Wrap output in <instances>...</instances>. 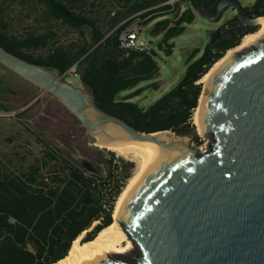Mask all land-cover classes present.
Wrapping results in <instances>:
<instances>
[{
    "label": "trees",
    "instance_id": "obj_1",
    "mask_svg": "<svg viewBox=\"0 0 264 264\" xmlns=\"http://www.w3.org/2000/svg\"><path fill=\"white\" fill-rule=\"evenodd\" d=\"M38 1L44 5L42 21L59 22L77 37L56 44L51 43L56 36L53 30L14 34L0 17V44L58 74L76 64L77 78L96 104L142 132L169 129L178 134L190 133L202 90L198 80L229 48L256 29L244 25L236 14L229 17L210 31L201 55L197 56L200 48L188 55L178 83L145 107L132 98L148 86L157 88L155 82L138 87L159 73L157 52L154 48L146 52L120 47L118 36L123 21L136 15L145 25L164 16L154 22L150 33L163 34L166 41L183 33L186 24L194 21L197 0H110L115 10L107 8L105 0H69L70 4L64 0ZM219 1L201 0L203 10L215 15ZM183 2L187 5L180 10ZM102 8L109 16L108 34L97 14ZM246 9L253 17L264 15V0H254ZM158 45L163 46L162 42ZM166 46L165 52L170 54L173 43ZM123 91L130 92L119 96ZM108 152V169L102 176L87 172L48 142L42 155L22 170L9 171L0 160V264H55L95 220L98 223L85 240L111 223L131 163L123 162L121 166L114 152Z\"/></svg>",
    "mask_w": 264,
    "mask_h": 264
},
{
    "label": "water",
    "instance_id": "obj_2",
    "mask_svg": "<svg viewBox=\"0 0 264 264\" xmlns=\"http://www.w3.org/2000/svg\"><path fill=\"white\" fill-rule=\"evenodd\" d=\"M227 7L258 28L261 15L251 16L240 0H220L215 15L197 0V12L213 22ZM0 64L51 94L90 134L153 142L162 151L120 214L133 252L86 264H264V37L225 63L206 87L200 121L209 140L205 151L169 129L139 131L100 108L84 86L2 44Z\"/></svg>",
    "mask_w": 264,
    "mask_h": 264
},
{
    "label": "rangeland",
    "instance_id": "obj_3",
    "mask_svg": "<svg viewBox=\"0 0 264 264\" xmlns=\"http://www.w3.org/2000/svg\"><path fill=\"white\" fill-rule=\"evenodd\" d=\"M64 1L70 4L69 0ZM117 1L115 0V2ZM240 1L246 7L250 6L254 0ZM104 4L107 8L115 10L112 1L105 0ZM186 5L187 3L183 2L180 5V10H183ZM43 8L44 5L38 0H0V17L7 24L8 31L14 34L53 30L56 36L51 43L55 41L56 44H63L77 37L74 32L69 31L59 22L42 21L40 14ZM106 12L107 9L102 8L97 14L101 15L99 22L108 34L110 32V29L107 28L109 16ZM194 12L195 15L197 14L196 18L193 22L186 24L184 32L166 41H163V34L156 36L150 33L154 22L159 18H164V16L143 26L144 38L157 52L159 73L151 80L142 81L138 87L155 82L157 88L146 87L147 89L132 98L133 101L146 107L174 87L185 72L188 55L195 48L201 49L197 56L201 55L209 40L210 31L236 14L234 8L228 7L223 16L218 21L213 22L201 16L197 10L194 9ZM159 42H162V47L158 45ZM168 43H173L170 54L165 52ZM186 54H188L187 57ZM66 80L83 86L77 77L69 75ZM129 92L123 91L119 93V96ZM184 135H188L192 145L198 147L200 151L207 149L209 140L198 133L196 127ZM196 136L198 137L196 138ZM53 140L56 143L68 142L70 150H67L69 153L65 151V155L84 170H90L89 166L95 164L100 170L97 175L106 174L108 169L106 158L110 156L108 149L97 146L95 144L96 137L80 126L78 119L62 108L59 101L51 94L40 90L0 64V160L4 167L9 171H19L26 168L42 155L47 142L51 143ZM78 151L88 158L90 157L94 164L84 159L83 156L78 157ZM114 157L118 161H122H119L121 166L124 165L123 162L131 163L130 175L133 173L135 162L123 158L115 152ZM94 225L95 222L91 224V229Z\"/></svg>",
    "mask_w": 264,
    "mask_h": 264
},
{
    "label": "bare ground",
    "instance_id": "obj_4",
    "mask_svg": "<svg viewBox=\"0 0 264 264\" xmlns=\"http://www.w3.org/2000/svg\"><path fill=\"white\" fill-rule=\"evenodd\" d=\"M258 28L245 34L240 42L229 48L222 57L213 63L209 70L198 80L202 83L203 88L199 96L198 105L193 111L192 121L198 133L203 137L201 129V115L203 99L206 92V87L211 82L215 73L229 60H232L240 52L250 48L256 41L264 37V15L256 18ZM109 131L115 135L120 134V130L110 127ZM158 132L147 133V136H155ZM95 144L99 147L106 148L115 152L123 158L135 162L133 173L128 177L126 184L119 193L113 210L112 221L107 226L101 228L97 234L88 240L83 239L85 234L91 230V227L83 230L71 243L69 252L55 264H86L104 254L122 253L130 255L134 247L131 241L127 238L119 221L120 214L128 197L133 192L141 177L152 167L156 157L162 153L160 147L153 142L141 141L130 137L120 139H108L105 136H95ZM206 138V137H205ZM91 171L100 172L97 166H89ZM95 224L98 220L94 221Z\"/></svg>",
    "mask_w": 264,
    "mask_h": 264
},
{
    "label": "built area",
    "instance_id": "obj_5",
    "mask_svg": "<svg viewBox=\"0 0 264 264\" xmlns=\"http://www.w3.org/2000/svg\"><path fill=\"white\" fill-rule=\"evenodd\" d=\"M123 22L125 24L118 36L120 47L125 50L150 51L152 48L150 42L143 36V19L139 16L132 15ZM58 75L62 79H66L69 75L78 77L76 64H73L68 70Z\"/></svg>",
    "mask_w": 264,
    "mask_h": 264
},
{
    "label": "flooded vegetation",
    "instance_id": "obj_6",
    "mask_svg": "<svg viewBox=\"0 0 264 264\" xmlns=\"http://www.w3.org/2000/svg\"><path fill=\"white\" fill-rule=\"evenodd\" d=\"M228 8V7H227ZM226 8V9H227ZM226 9H225V11H226ZM233 16V15H232ZM35 86V85H34ZM37 87V86H36ZM38 88V87H37ZM60 103V102H59ZM60 105L62 106V108H64V109H66L61 103H60ZM67 110V109H66ZM68 111V110H67ZM66 141H68V140H66ZM51 144H53V146H56V147H58V148H60V149H62L64 152L66 151V152H68L67 150H70V148H68V146H70L69 144H68V142L67 143H65L64 141L63 142H61V143H56V142H54V140L51 142ZM72 147V146H71ZM77 149V148H76ZM69 153V152H68ZM78 157L79 156H83L84 157V159H87L89 162H93L92 160H91V158L89 157L88 158V156H86V155H84V154H82V153H80L79 151H78ZM93 164H94V162H93ZM95 165V164H94Z\"/></svg>",
    "mask_w": 264,
    "mask_h": 264
},
{
    "label": "crops",
    "instance_id": "obj_7",
    "mask_svg": "<svg viewBox=\"0 0 264 264\" xmlns=\"http://www.w3.org/2000/svg\"><path fill=\"white\" fill-rule=\"evenodd\" d=\"M197 15V14H196ZM196 15H195V18H196ZM161 34H159V35H156V36H160Z\"/></svg>",
    "mask_w": 264,
    "mask_h": 264
}]
</instances>
